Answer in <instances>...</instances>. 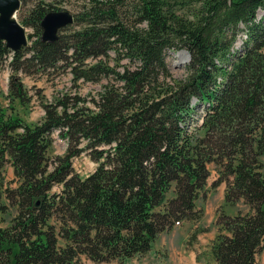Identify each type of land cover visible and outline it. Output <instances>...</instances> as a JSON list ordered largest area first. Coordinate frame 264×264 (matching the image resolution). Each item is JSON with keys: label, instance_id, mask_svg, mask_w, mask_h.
<instances>
[{"label": "trees", "instance_id": "1", "mask_svg": "<svg viewBox=\"0 0 264 264\" xmlns=\"http://www.w3.org/2000/svg\"><path fill=\"white\" fill-rule=\"evenodd\" d=\"M66 1L19 7L20 23L32 30L29 45L13 52L0 39V62L11 55L7 92L0 90V264L141 256L163 231L201 217L196 200L211 162L220 166L212 185L225 181L224 202L247 209L219 212L210 264H257L264 248V0H81L55 38L42 39V21L66 10ZM178 49L190 54L182 79L165 59ZM56 68L68 69L72 81L100 83L88 99L93 106L62 93L42 101L38 121H25L15 109L30 101L22 75ZM193 97L204 107L199 125L190 122ZM54 132L67 145L50 160ZM84 151L97 166L81 177L72 159Z\"/></svg>", "mask_w": 264, "mask_h": 264}, {"label": "rangeland", "instance_id": "2", "mask_svg": "<svg viewBox=\"0 0 264 264\" xmlns=\"http://www.w3.org/2000/svg\"><path fill=\"white\" fill-rule=\"evenodd\" d=\"M36 1L40 0H20V7L22 6L23 9H27ZM47 1L52 2L54 0ZM80 3L81 0L66 1L62 4V9L66 10L57 12H60V14L66 13L71 18V12L77 9V5ZM262 13L263 11H259L257 14L261 15ZM16 18L19 20L18 12H16ZM49 20L50 18L45 21L47 26H44L43 30L45 36H53L52 30L55 27L51 24V27L49 26ZM25 29L26 33L32 31L30 27H25ZM242 37L241 33L233 45L234 50L240 49ZM29 43L30 41L27 42V45ZM165 59L174 78L182 79L186 76V65L189 60L185 58L184 49L168 50L165 54ZM8 60L7 57L4 61L0 62V90L3 93L7 92V82L11 72ZM184 60L186 62H180ZM22 81L28 89L30 101L24 106L19 105L15 107V109L29 123L36 122L42 117L44 113L41 106L42 101H51L62 93H76L87 99L86 105L93 106L92 102L88 99L90 96H96L100 90V83L97 82L72 81V75L68 69L60 71L56 68L42 74H23ZM2 102V105L7 106V100L2 99ZM192 108L194 111H192L193 117L190 119V122L194 125L201 118L203 104L198 105L197 108L196 106ZM53 139L54 141L48 152L50 160L56 155H62L67 145V141L63 140L57 132L53 133ZM261 159L264 163V154L261 156ZM72 166L81 177H84L95 169L97 163L84 151L72 159ZM208 167L210 174L207 178L205 194L196 200L197 208H200L202 211L199 219L184 220L175 224L171 229L163 231L156 239L153 249L141 256H134L123 262L117 260L95 262L82 256L81 261L83 264H210L209 244L218 232L216 221L219 212L224 211L233 214L239 210L245 211L247 206L242 201H238L234 205L225 203V181H219L215 186L212 185L218 178V168L220 166L211 162L208 164ZM6 176L9 179L13 177L12 169L9 166L6 170ZM60 189L61 185H56L52 191H59ZM256 262L257 264H264V248L258 253Z\"/></svg>", "mask_w": 264, "mask_h": 264}, {"label": "water", "instance_id": "3", "mask_svg": "<svg viewBox=\"0 0 264 264\" xmlns=\"http://www.w3.org/2000/svg\"><path fill=\"white\" fill-rule=\"evenodd\" d=\"M20 6V0H0V39L5 42L6 46L12 51H17L27 43V33L25 26L16 18V12ZM58 13V14H57ZM57 14V15H54ZM50 18L48 24L54 28L53 36H45L42 33V39L52 40L56 36L58 27L69 22L71 18L66 13L50 12L42 21V26H46V20ZM51 24V25H50ZM47 27V26H46ZM47 30V29H46ZM188 57L189 53L184 50Z\"/></svg>", "mask_w": 264, "mask_h": 264}, {"label": "bare ground", "instance_id": "4", "mask_svg": "<svg viewBox=\"0 0 264 264\" xmlns=\"http://www.w3.org/2000/svg\"><path fill=\"white\" fill-rule=\"evenodd\" d=\"M185 58H186V60H187V54L185 53ZM177 62H179V61H177ZM181 63L182 62H186L185 60L184 61H180Z\"/></svg>", "mask_w": 264, "mask_h": 264}]
</instances>
